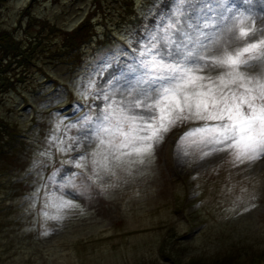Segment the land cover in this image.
I'll use <instances>...</instances> for the list:
<instances>
[{"label":"rangeland","instance_id":"rangeland-1","mask_svg":"<svg viewBox=\"0 0 264 264\" xmlns=\"http://www.w3.org/2000/svg\"><path fill=\"white\" fill-rule=\"evenodd\" d=\"M236 1L238 4L232 11L250 14L254 26L264 28V0ZM32 3L33 0L1 1V26L21 36L22 30L12 28L13 24L18 23L17 28L19 23L28 24V18H35L36 25L30 28L41 30L44 44L53 41L61 46L68 29L82 17L90 18L93 30L73 40V46L82 48L80 52L86 47L92 49L91 36L100 41L93 42L99 51L105 45L117 49L114 43L119 45L121 39H128L138 53L140 41L171 18L178 6L177 0ZM26 4H32L29 17L24 19V15L17 20L16 11ZM95 30L100 37L108 33L113 39L102 41L92 33ZM73 53L76 55L78 51ZM58 56L41 65L60 82L68 81L72 92H85L90 81H95L97 90H108L106 82L111 79L108 68L113 58L106 65L100 63L99 73L97 68L86 70L78 63L65 65L57 60ZM137 59L131 52L127 55L121 62L119 75L116 74L118 78L111 79L112 87L134 79ZM65 68L70 72L65 74ZM29 69L34 71L31 77H18L7 88H0V146L5 147L0 152V264L262 263L264 158L239 163L221 152L204 159H200L199 153L177 159L175 142L193 124L169 133L150 163L116 169V175L104 176L95 185L86 178L78 179V184L85 185L82 194L75 198L78 207L65 210L62 220L45 219L43 212L48 210L43 208L42 186L50 177L47 169L71 159L70 153L57 150L50 136L62 120L64 123L56 133L58 138L71 143L70 138L80 137L81 132L67 128L78 120L69 122L50 108L49 102L61 97L64 90L50 95L37 93L42 72ZM27 99L33 100L32 107L21 105ZM91 103L94 106L93 100ZM34 119L37 123L32 125ZM15 127L25 135L10 136ZM37 189H41L39 198L35 194Z\"/></svg>","mask_w":264,"mask_h":264},{"label":"snow or ice","instance_id":"snow-or-ice-1","mask_svg":"<svg viewBox=\"0 0 264 264\" xmlns=\"http://www.w3.org/2000/svg\"><path fill=\"white\" fill-rule=\"evenodd\" d=\"M177 5L140 41L133 80L112 87L110 79L108 90L89 82L81 95L96 92L91 114L67 125L81 136L68 143L56 135L63 120L54 128L50 142L59 152L86 150L66 161L79 171L57 179V170L42 186L45 219L62 220L65 210L78 207L75 198L85 186L78 179L95 185L116 169L150 163L168 134L185 124L195 126L175 142L177 159L221 152L239 163L264 158V28L231 8L214 19L206 14L207 0Z\"/></svg>","mask_w":264,"mask_h":264},{"label":"trees","instance_id":"trees-1","mask_svg":"<svg viewBox=\"0 0 264 264\" xmlns=\"http://www.w3.org/2000/svg\"><path fill=\"white\" fill-rule=\"evenodd\" d=\"M1 2V0H0ZM30 15V14H29ZM29 17V16H28ZM35 18L27 19L28 24H21L18 28L22 30L21 36L18 35V45L24 48V51L29 53L31 56H34L37 61H39V56L42 57L40 62L48 63L52 62V57L56 55V51L60 48L57 43L51 41L52 44L45 45L43 42V35L41 30L38 31L32 30L30 26L36 25ZM8 28L2 27L0 24V79L3 80V74L8 70L14 75L15 73L19 75L26 76V74L34 73L33 70H30L29 67H32L25 59L21 61L17 66H8L9 59L14 60L18 58V53L13 55L16 50V40L15 38L7 31ZM19 29H17L18 31ZM68 37V34H67ZM67 41V38H66ZM65 41V42H66ZM11 55H13L11 57ZM22 56V55H21ZM23 57V56H22ZM17 60H15V63ZM34 69H38L34 67ZM9 77V75H7ZM2 82L0 81V84Z\"/></svg>","mask_w":264,"mask_h":264}]
</instances>
